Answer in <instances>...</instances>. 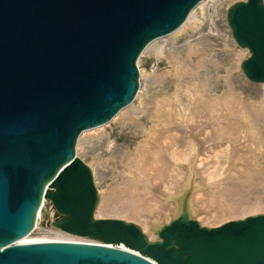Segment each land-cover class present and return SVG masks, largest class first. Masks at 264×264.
Listing matches in <instances>:
<instances>
[{
  "label": "water",
  "instance_id": "95a60500",
  "mask_svg": "<svg viewBox=\"0 0 264 264\" xmlns=\"http://www.w3.org/2000/svg\"><path fill=\"white\" fill-rule=\"evenodd\" d=\"M0 264H264V0H0Z\"/></svg>",
  "mask_w": 264,
  "mask_h": 264
}]
</instances>
